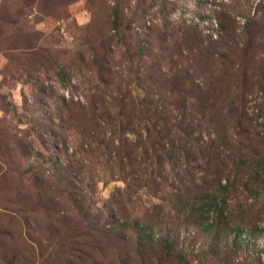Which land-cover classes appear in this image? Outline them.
Returning a JSON list of instances; mask_svg holds the SVG:
<instances>
[{"label":"rangeland","instance_id":"374dc122","mask_svg":"<svg viewBox=\"0 0 264 264\" xmlns=\"http://www.w3.org/2000/svg\"><path fill=\"white\" fill-rule=\"evenodd\" d=\"M263 160L264 0H0V264H264Z\"/></svg>","mask_w":264,"mask_h":264},{"label":"trees","instance_id":"16d2710c","mask_svg":"<svg viewBox=\"0 0 264 264\" xmlns=\"http://www.w3.org/2000/svg\"><path fill=\"white\" fill-rule=\"evenodd\" d=\"M157 143H159V142H157ZM157 143H155L156 146L159 145ZM260 165L264 166V160ZM219 218H220V215H219ZM99 231H102V230H99ZM146 239H148L147 242H152V240H149L150 238H145L144 240H146ZM160 246L163 248L164 252L169 251L171 253L172 259H173L172 260L173 264H180L181 261L187 256V254H185V252L182 250L178 253L177 244L173 243V242H168L166 239L162 238V243L160 244Z\"/></svg>","mask_w":264,"mask_h":264}]
</instances>
